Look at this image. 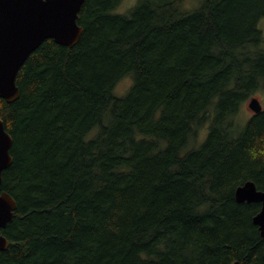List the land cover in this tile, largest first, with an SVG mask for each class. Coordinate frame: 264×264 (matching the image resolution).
I'll list each match as a JSON object with an SVG mask.
<instances>
[{
  "label": "trees",
  "instance_id": "trees-1",
  "mask_svg": "<svg viewBox=\"0 0 264 264\" xmlns=\"http://www.w3.org/2000/svg\"><path fill=\"white\" fill-rule=\"evenodd\" d=\"M122 1L85 0L79 43L44 41L0 97V264H264L261 205L235 198L264 191V110L238 123L264 91V0Z\"/></svg>",
  "mask_w": 264,
  "mask_h": 264
},
{
  "label": "water",
  "instance_id": "water-1",
  "mask_svg": "<svg viewBox=\"0 0 264 264\" xmlns=\"http://www.w3.org/2000/svg\"><path fill=\"white\" fill-rule=\"evenodd\" d=\"M85 0H0V97L8 103L19 99L17 76L30 55L44 41L69 48L77 45L84 29L78 24ZM249 108L257 115L264 109L258 98H252ZM13 138L0 118V189L3 172L12 165ZM239 204H260L261 210L253 223L264 238V191L253 181L238 187L235 192ZM16 200L7 192L0 193V229L13 221ZM9 241L0 235V250H6ZM264 259V252H263ZM235 264H239L236 262Z\"/></svg>",
  "mask_w": 264,
  "mask_h": 264
},
{
  "label": "rangeland",
  "instance_id": "rangeland-1",
  "mask_svg": "<svg viewBox=\"0 0 264 264\" xmlns=\"http://www.w3.org/2000/svg\"><path fill=\"white\" fill-rule=\"evenodd\" d=\"M137 2H138V0H123L120 4L118 12H120V13L127 12L129 9L134 7L137 4ZM200 2H201V0H187L186 7H188V9L190 11L195 10L199 7ZM259 27L262 29L263 34H264V19L260 22ZM132 85H133L132 77L128 76V77L124 78L117 85V88L114 91L115 95L117 97H120V98L127 96ZM252 98H258L264 107V91L263 90L256 92ZM251 99H249L242 106V108L240 110V113L238 115V123H240V125H245L247 122H249V120L252 118V116H254L253 111L249 108V103H250ZM205 133H206V131L202 132L199 135L200 142L198 143V145H196L197 147H199V145H201L206 140L205 137H207V136Z\"/></svg>",
  "mask_w": 264,
  "mask_h": 264
},
{
  "label": "bare ground",
  "instance_id": "bare-ground-1",
  "mask_svg": "<svg viewBox=\"0 0 264 264\" xmlns=\"http://www.w3.org/2000/svg\"><path fill=\"white\" fill-rule=\"evenodd\" d=\"M253 117V116H252Z\"/></svg>",
  "mask_w": 264,
  "mask_h": 264
}]
</instances>
